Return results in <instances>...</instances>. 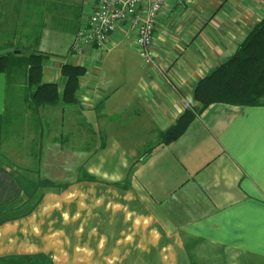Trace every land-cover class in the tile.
Wrapping results in <instances>:
<instances>
[{
  "label": "crops",
  "instance_id": "1",
  "mask_svg": "<svg viewBox=\"0 0 264 264\" xmlns=\"http://www.w3.org/2000/svg\"><path fill=\"white\" fill-rule=\"evenodd\" d=\"M73 2L11 0L6 9V30L26 17L42 26L45 83L63 87L64 65L87 74L78 106L36 116L22 82L0 77V204L25 202L28 177L66 185L0 226V264L21 255L46 264H264V106L212 104L182 138L160 142L195 105L199 82L264 20V0H168L154 41L161 69L122 32L106 54L57 57L48 40L67 38L71 48L95 9L94 0Z\"/></svg>",
  "mask_w": 264,
  "mask_h": 264
},
{
  "label": "trees",
  "instance_id": "2",
  "mask_svg": "<svg viewBox=\"0 0 264 264\" xmlns=\"http://www.w3.org/2000/svg\"><path fill=\"white\" fill-rule=\"evenodd\" d=\"M0 3V77L5 76L8 83L22 82L29 110L35 116L43 108L72 109L78 106L81 100V80L87 74L86 68L75 64L64 65L61 68L65 79L63 87L60 84L45 83L44 70L50 55L37 48L42 26L38 23L30 28L27 21L29 17H26V20L21 19L20 25H13L10 30H6L7 22L12 21L6 11L11 0H0ZM19 27L30 30L26 34L17 35L16 29ZM247 38L230 61L199 82L194 90L195 105L187 108L173 126L161 132V143L170 145L182 138L189 126L212 104L225 103L245 108L264 106V20L257 23ZM4 122L0 115V139L6 125ZM23 186L25 202L0 204V226L32 213L43 200L46 191L66 187L65 184L60 185L45 178L25 182ZM7 260L14 264L50 263L47 257L30 255L10 257Z\"/></svg>",
  "mask_w": 264,
  "mask_h": 264
},
{
  "label": "built area",
  "instance_id": "3",
  "mask_svg": "<svg viewBox=\"0 0 264 264\" xmlns=\"http://www.w3.org/2000/svg\"><path fill=\"white\" fill-rule=\"evenodd\" d=\"M94 1V12L71 44V57H80L87 48L106 54L117 47L113 39L122 32V42L136 46L145 64L161 69L155 61L154 41L159 15L168 0Z\"/></svg>",
  "mask_w": 264,
  "mask_h": 264
},
{
  "label": "rangeland",
  "instance_id": "4",
  "mask_svg": "<svg viewBox=\"0 0 264 264\" xmlns=\"http://www.w3.org/2000/svg\"><path fill=\"white\" fill-rule=\"evenodd\" d=\"M75 2V0H74ZM73 2V3H74ZM24 7V5H23ZM10 10V9H9ZM11 11V10H10ZM11 15V13L9 14V16ZM67 39V38H66ZM65 38L62 39V40H59L57 42L49 39L48 42L46 43V47L49 48L51 50V52H55L56 53V56L59 57L61 60H65L66 58H69L71 55H70V46H69V43H67V40ZM69 41V40H68ZM70 48V49H69ZM131 55H134V53H130ZM135 56V55H134ZM146 152V151H145ZM28 179L30 181H34L32 180V178H29Z\"/></svg>",
  "mask_w": 264,
  "mask_h": 264
}]
</instances>
